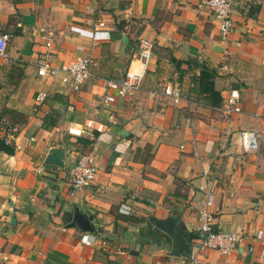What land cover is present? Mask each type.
Returning <instances> with one entry per match:
<instances>
[{"label":"crops","instance_id":"crops-1","mask_svg":"<svg viewBox=\"0 0 264 264\" xmlns=\"http://www.w3.org/2000/svg\"><path fill=\"white\" fill-rule=\"evenodd\" d=\"M231 17L233 30L223 38L197 0H0V33L9 37L8 59L0 58V121L19 130L21 146L0 150V264H190L205 189L215 226L242 234L244 243L227 256L208 251L202 264H264L254 239L264 232V0H238ZM102 19L109 28L93 41ZM140 39L153 44L142 90L104 104L100 80L139 70ZM85 54L93 57L95 79L78 92L60 76H37L39 61L59 67ZM12 67L21 72L10 80ZM204 67L215 72L219 106L191 92ZM168 82L191 103L150 95ZM234 89L241 112L224 117ZM88 120L104 132L85 128ZM68 128L84 134L72 137ZM247 130L260 131L261 139L257 154L244 156L237 138ZM55 147L65 151L64 167L44 165ZM86 154L97 178L71 196L69 171ZM76 209L94 233L67 227ZM149 218H177L189 244L183 257L170 256L171 238ZM90 237L97 241L86 242Z\"/></svg>","mask_w":264,"mask_h":264},{"label":"built area","instance_id":"built-area-1","mask_svg":"<svg viewBox=\"0 0 264 264\" xmlns=\"http://www.w3.org/2000/svg\"><path fill=\"white\" fill-rule=\"evenodd\" d=\"M197 8L199 10L207 9L217 21L220 35L225 38L233 30L232 21V4L228 0H197ZM108 22L104 19L98 20L95 24L91 38L98 41V33L108 29ZM9 37L7 34L0 33V58L7 61L6 44ZM153 44L146 40L140 39L136 56L139 59L140 67L136 72L127 70L123 77L119 80L102 79L101 87L103 90V103L113 104L117 99L131 97L142 90L144 79L149 67V60L152 54ZM79 50H82L81 48ZM37 76L39 78H55L60 76V82L69 86L72 91L78 92L82 86L91 79H95L92 73L94 66L93 57L90 54L78 56L63 66L56 67L49 61H39L37 64ZM158 94L171 100L174 105L182 102L191 103L188 98L182 95L181 88L172 83L160 84L157 88L150 92L151 96ZM46 97L45 93H39L36 102L40 103ZM240 94L238 90H230L227 98L224 100L221 108L224 117L241 112ZM85 128L93 129L98 133H103V125L97 124L92 120L85 123ZM67 134L72 137H81L84 130L78 128H68ZM19 130L14 127L4 128L0 121V150L16 152L21 150L18 143ZM261 132L241 131L238 134L237 145L244 156L257 154ZM33 141V139H31ZM98 175V169L92 154L80 155L73 167L69 171L70 178V195L74 196L78 192L88 189L95 182ZM203 175L207 176L208 171L204 170ZM212 193L203 190V198L201 199L197 210V239L195 240V252L191 257L190 264H202V258L208 251H215L221 255L227 256L238 246L244 243V236L239 233L224 232L217 228L214 223ZM121 214L130 215L131 209L126 205L119 206ZM87 238V237H86ZM254 239L262 243L264 249V232L258 230ZM88 240V239H87ZM86 241V239H84ZM97 239L90 237L86 242L95 243ZM253 250L252 247L249 248Z\"/></svg>","mask_w":264,"mask_h":264},{"label":"water","instance_id":"water-1","mask_svg":"<svg viewBox=\"0 0 264 264\" xmlns=\"http://www.w3.org/2000/svg\"><path fill=\"white\" fill-rule=\"evenodd\" d=\"M231 4L236 3L238 0H228ZM65 151L61 147L51 148L45 158L44 165L64 167ZM150 224L157 230L166 234L171 238L172 245L170 256L179 258L183 257L189 249L186 235L182 229L177 228V218H167L158 220L149 218ZM70 229H76L82 234H92L95 232L94 225L90 218L80 213L77 209L73 215L72 221L67 226Z\"/></svg>","mask_w":264,"mask_h":264},{"label":"trees","instance_id":"trees-1","mask_svg":"<svg viewBox=\"0 0 264 264\" xmlns=\"http://www.w3.org/2000/svg\"><path fill=\"white\" fill-rule=\"evenodd\" d=\"M248 15L249 16H256L257 12L260 9L259 5L251 6ZM20 69H15L12 67L10 70V73L8 75L9 79L15 78V76L19 75ZM214 78H215V72L207 67H204L201 70V73L197 77H193L192 83L193 86L191 88V92L197 96L196 100L203 101L205 105H209L211 107H216L220 105L221 99L219 97L218 92L214 90ZM200 97V98H199ZM46 120V119H45ZM109 264H120L118 262H108Z\"/></svg>","mask_w":264,"mask_h":264}]
</instances>
